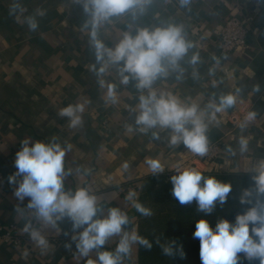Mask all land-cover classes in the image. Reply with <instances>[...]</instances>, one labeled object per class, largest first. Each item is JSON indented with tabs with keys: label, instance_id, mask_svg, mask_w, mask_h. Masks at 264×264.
<instances>
[{
	"label": "crops",
	"instance_id": "0c3cea01",
	"mask_svg": "<svg viewBox=\"0 0 264 264\" xmlns=\"http://www.w3.org/2000/svg\"><path fill=\"white\" fill-rule=\"evenodd\" d=\"M39 10L45 14L39 16ZM234 15L242 17L248 28L249 48L243 54L223 57L215 44L224 20ZM28 17L36 19L37 30L29 29ZM86 19L78 0H0V225L14 224L15 233L23 239L19 248L0 243V264H87L88 259H98V251H114L120 239L111 237L101 249L82 258L71 240L72 228L63 231L65 219L58 221L56 229L35 219L33 210L27 208L28 199L20 202L14 195L17 184L9 182L17 171L16 153L24 141L55 140L62 146L71 145L65 155V171L71 174L65 177L64 190L87 187L97 198V218L105 217L111 207L120 208L129 216L125 226L129 232L137 231L136 209L127 199L128 193L121 190L123 186H131L137 199L141 179L146 176L189 168L253 173L252 167L264 160V0H190L187 7L180 0H151L143 15L115 17L100 30V39L114 48L125 31L135 35L138 27L183 26L185 39L193 44L180 61L183 72H170L153 88L158 93L170 92L185 103L198 102L201 108L233 94L236 103L242 101L254 118L251 129L231 130L226 114L233 106L216 113L218 123L211 121L207 132L209 144L222 142L214 163L198 161L183 144L171 146L170 130L139 131L132 110L140 95L135 81L121 83L115 66L103 77L90 71L96 60L84 28ZM194 54L199 55L195 65L189 63ZM108 84L116 86L115 104L106 102ZM84 101L88 103L83 123L72 128L59 113ZM241 137L249 142L244 153L240 151ZM149 160H158L162 171L153 173ZM29 223L45 237L46 247L31 238V230L22 231ZM59 239V244L54 242ZM137 259L135 243L121 264H137Z\"/></svg>",
	"mask_w": 264,
	"mask_h": 264
},
{
	"label": "clouds",
	"instance_id": "9594fccd",
	"mask_svg": "<svg viewBox=\"0 0 264 264\" xmlns=\"http://www.w3.org/2000/svg\"><path fill=\"white\" fill-rule=\"evenodd\" d=\"M78 2L87 16L84 28L88 29L96 60V64L90 65V71L103 77L110 67L115 66L121 83L127 85L130 80L135 81L134 86L140 95L138 104L132 110L136 112L135 124L139 131L148 132L157 128L170 130L171 146L183 144L193 154L205 156L209 150V123L217 121L216 113L231 108L236 103V97L233 94L223 95L219 97L218 103L213 100L201 108L198 102L185 103L170 92L158 93L153 88L157 80L166 78L170 72H183L180 61L193 47L185 39L183 26L168 23L154 29L138 27L135 35L125 31L115 47L109 48L100 39L101 28L110 24L113 18L125 14L136 19L144 14L151 0ZM189 3L190 0H180L182 7H187ZM37 14L43 16L45 13L39 10ZM27 23L30 30H37L38 23L34 17H28ZM198 62V54H194L189 61L193 65ZM100 83L104 84L103 79ZM106 102H118L114 84L107 86ZM87 103L71 104L63 108L59 115L68 118L70 127L77 128L83 123L82 114ZM245 126L241 125L242 128ZM128 130L133 131L131 125ZM152 134L154 138H159L157 132ZM248 143L246 138L241 137V153L248 150ZM70 148L71 145L62 146L55 140L33 144L24 141L21 150L16 153L17 171L9 178L10 183L17 184L15 197L20 202L27 198V208L33 210L35 219L53 229L57 228L58 221L69 220L74 233L71 240L82 258L88 257L93 250L101 249L109 238H120L114 251H98V259H88L87 264H121L122 258L129 254L131 245L135 243L151 249V243L137 232L125 231L130 219L120 208L111 207L105 217L95 218L100 208L96 196L87 187H80L74 192L64 190L65 177L71 174L70 170L65 171V155ZM147 163L153 173L162 171L158 160H149ZM251 171L254 173L255 188L245 189L240 196L242 205L251 206L242 214H237L234 222L220 219L214 228L207 216L213 213L217 204L223 206L226 203L232 191L231 184L212 176L205 177L194 168L184 169L171 176L172 195L177 201L181 205L195 201L197 211L204 214L196 221L193 233V237L200 241L201 264H241V254L250 264L253 261L264 264V160L256 163ZM17 177L21 179L17 180ZM254 193L255 200L252 199ZM127 199L141 215H152L151 209L138 202L134 191H129ZM22 231H30L31 238L41 248L47 246L45 237L39 230L32 229L31 223L26 224ZM162 252L165 256L179 255L181 259L185 258L183 246L177 245L175 241L162 246Z\"/></svg>",
	"mask_w": 264,
	"mask_h": 264
},
{
	"label": "trees",
	"instance_id": "16d2710c",
	"mask_svg": "<svg viewBox=\"0 0 264 264\" xmlns=\"http://www.w3.org/2000/svg\"><path fill=\"white\" fill-rule=\"evenodd\" d=\"M202 174L205 177H215L219 181L224 182V183H229L232 186V191L229 194V197L226 201V203L221 206L217 204L216 208L214 209L213 213L209 216H207V219L210 222V225L214 228L215 224L218 220L220 219H227L230 222L235 221V217L237 214H242L248 207L251 205H242L240 203V196L242 195L243 191L245 189H254L255 184L253 180L254 173H243V172H225V171H209V172H204L201 171ZM170 174L171 176L176 175L178 173H167ZM170 176V178H171ZM162 181V183H165L163 180V175L159 174H154L150 176H146L143 179H141V184L137 196V200L139 203H141L144 206L145 198L148 195V193L151 191L153 188V185L156 181ZM253 200L256 199L255 193L253 194L252 197ZM145 207V206H144ZM183 213L185 217L190 218L191 216L194 217L192 219L195 220V223L188 222L190 223L189 226H180L179 230H177L175 237H176V244L177 245H182L183 246V251L185 252L188 248L191 249H200V241L198 239H191L188 237V232L190 231H195V224L198 219L204 216L203 213L197 211V205L195 201H193L191 204L184 205L183 206ZM189 214V216H187ZM141 214L136 211V218L139 217ZM97 218V217H95ZM63 231L64 232H69L72 228L71 222L67 219H65L63 225H62ZM251 228V225H250ZM137 234L139 235L138 231H136ZM150 255V250H147L144 246L140 245L138 243V259H137V264H141L142 262H147L148 261V256ZM162 253L152 255V260L151 263H155L154 261H158V264L163 263L165 260V256ZM243 255V254H241ZM243 257V256H242ZM171 262V261H170ZM171 264H184V263H178V262H172ZM241 264H250L249 261L246 259H243ZM251 264H259L258 261H253Z\"/></svg>",
	"mask_w": 264,
	"mask_h": 264
},
{
	"label": "rangeland",
	"instance_id": "374dc122",
	"mask_svg": "<svg viewBox=\"0 0 264 264\" xmlns=\"http://www.w3.org/2000/svg\"><path fill=\"white\" fill-rule=\"evenodd\" d=\"M163 175L162 181H156L153 188L146 196L144 206L151 209V216L140 215L136 218V230L139 236L147 239L151 243L150 255L148 261L141 264H158V261L151 263L152 255L162 253V246L169 244L171 241L176 242L175 234L180 226H189L190 223H195L194 217H185L182 215L183 206L172 195L173 185L170 180V174ZM182 212V213H181ZM189 216V214L187 215ZM188 237H193V231L188 232ZM200 249L188 248L185 253V258L181 259L179 255L175 257L165 256L164 262L160 264H171L172 262L184 263V264H201ZM162 255V256H163ZM243 255H241V262L243 261ZM171 261V262H170Z\"/></svg>",
	"mask_w": 264,
	"mask_h": 264
},
{
	"label": "built area",
	"instance_id": "2783aa9c",
	"mask_svg": "<svg viewBox=\"0 0 264 264\" xmlns=\"http://www.w3.org/2000/svg\"><path fill=\"white\" fill-rule=\"evenodd\" d=\"M248 28L242 17L238 15L230 16L224 20L215 47L220 56L226 57L232 53L243 54L249 48L248 43ZM253 114L249 108L242 102L238 101L226 114V123L231 130L235 129H251L253 126ZM246 125L241 127V125ZM221 140L208 144V153L203 156H197L196 159L200 162L214 163L221 153ZM1 180V175H0ZM123 192L129 193L134 191L129 185L121 188ZM16 226L9 224L7 228L0 225V243L19 248L23 244V239L16 233ZM62 239L54 240L59 244Z\"/></svg>",
	"mask_w": 264,
	"mask_h": 264
}]
</instances>
